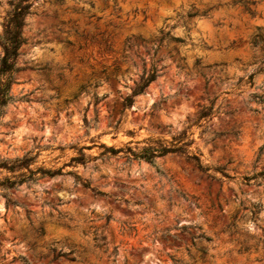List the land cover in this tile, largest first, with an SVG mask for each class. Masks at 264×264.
Returning <instances> with one entry per match:
<instances>
[{"label": "rangeland", "instance_id": "obj_1", "mask_svg": "<svg viewBox=\"0 0 264 264\" xmlns=\"http://www.w3.org/2000/svg\"><path fill=\"white\" fill-rule=\"evenodd\" d=\"M14 1L0 0V36ZM22 34L0 159L38 152L62 173L8 189L13 202L0 193V264H264V185L246 178L264 170V72L248 78L264 61V0H32ZM214 97L222 112L196 122ZM186 126L206 171L123 151Z\"/></svg>", "mask_w": 264, "mask_h": 264}, {"label": "trees", "instance_id": "obj_2", "mask_svg": "<svg viewBox=\"0 0 264 264\" xmlns=\"http://www.w3.org/2000/svg\"><path fill=\"white\" fill-rule=\"evenodd\" d=\"M31 5L32 0H15L12 10L5 22L3 33L0 36V46L2 50L0 55V125L2 123L1 117L4 114L6 105L18 99L11 93V87L15 82V73L22 69L17 64V58L20 54V47L23 43H25L26 40L22 34V28L25 24V16L29 13ZM246 9L248 12L252 13L250 8L246 7ZM174 40L182 41L180 38H174ZM259 42L260 39H253L254 45H258ZM196 63H198V61H196ZM260 71L264 72V61L263 65L260 66L257 71L249 75V81L251 82L254 74ZM158 75L159 73L157 68L153 66L149 72L145 73L140 78L132 93L123 99V105L125 107L131 106L133 96L138 93H142L145 88L157 78ZM253 95L257 96L261 101L264 100L261 95L256 93ZM215 99L216 97L209 100L208 104L201 106L196 116V122L204 120L205 124L211 119L212 116L222 112L220 104H215ZM188 127L189 126L184 127L179 133L173 135L170 140H148L145 141V144L139 148L127 146L123 151L128 157L144 160L153 165L156 164V158L159 156L165 155L167 153L180 154L192 161L200 169L206 171L208 170V166L202 163L200 158L201 153L197 150L191 149L193 138L189 137L188 135ZM206 131L207 127L204 125V128L201 130L200 134H204ZM128 134H133V131H128ZM98 145L103 148L101 154H117L119 151H122L121 147L115 148L113 146H107L104 143H99ZM84 147L86 146H81L79 156L73 157L72 160L84 163L89 159V157L81 151V149ZM38 154V152L32 154L31 151H28L21 156L0 159V168L4 169L8 173L0 178V193L6 197L7 201L13 202L8 197V189L16 188L23 182H35L41 177L54 176L62 173L61 167L50 168L43 165H36V158ZM75 176L77 179H79L78 175ZM246 178L248 180L254 179V183L256 185H264V170L255 172L252 175L246 176ZM80 182L84 187L91 188L88 181L81 180ZM91 190H93V192L96 194H104L100 191L94 190L93 188H91ZM253 206L255 207L253 213L261 209L259 204L255 203ZM108 219L109 216L107 217V220ZM193 236L196 239H210V237L204 235L202 232L196 233ZM96 239L100 245L105 242V236L102 234L96 237ZM51 250L53 255L50 259H59L60 256H65L70 260L74 259L73 257H68L67 253H54V249L52 248ZM112 253L114 255L116 254L115 247L113 248ZM20 260L23 264H29L28 260L23 256H20Z\"/></svg>", "mask_w": 264, "mask_h": 264}]
</instances>
